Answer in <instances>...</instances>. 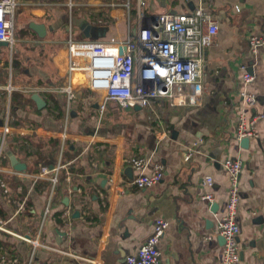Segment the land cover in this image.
Masks as SVG:
<instances>
[{"label":"crops","instance_id":"1","mask_svg":"<svg viewBox=\"0 0 264 264\" xmlns=\"http://www.w3.org/2000/svg\"><path fill=\"white\" fill-rule=\"evenodd\" d=\"M145 1V15L191 13L202 1L218 21L204 55L199 105L177 97L148 109L110 101L103 110L84 77L70 76L68 41L135 36L137 0H17L15 41L0 58L1 264H127L161 218L168 222L158 245L164 264H221L217 231L228 200L227 158L244 165L240 264H264V117L248 148L237 139L243 91L257 98L247 115H264V51L249 43L251 35L264 37V1ZM83 21L97 29L94 39L84 36ZM34 24L45 25L44 38ZM242 66L252 83H244ZM68 84L76 95L71 101L61 90ZM34 93L45 100L43 108ZM11 155L24 171L14 169ZM132 158L147 161V174L161 164V181L136 187ZM59 165L54 187L41 167ZM208 194L212 203L202 199ZM19 235L43 244L32 262L33 246Z\"/></svg>","mask_w":264,"mask_h":264},{"label":"built area","instance_id":"2","mask_svg":"<svg viewBox=\"0 0 264 264\" xmlns=\"http://www.w3.org/2000/svg\"><path fill=\"white\" fill-rule=\"evenodd\" d=\"M146 5L145 0H137V31L133 37L68 41L70 76L78 73L84 77L86 88L102 98L103 110L110 101L127 110L134 107L148 109L154 101L162 98L173 100L181 97L180 103L190 106L199 105L203 99L204 55L220 30L218 21L202 1L191 13L182 14L165 12L145 15ZM126 6L129 7V4ZM17 7V0H0V41L8 42L11 48L15 41ZM249 43L254 51H264V37L251 35ZM241 70L244 83H252L254 77L247 68L242 66ZM61 90L68 94L70 101L76 96L71 84ZM241 95L246 113L240 116L237 139L256 138L258 134L255 126L264 115L249 117L247 112L256 106L257 98L245 91ZM190 157L188 153L185 160ZM128 163L138 173L134 184L140 189L158 183L163 177L161 164H157L153 172L147 174L145 159L132 158ZM223 167L229 175L230 184L225 211L218 220L217 236L225 241L221 264H240L238 212L242 201L240 180L244 165L241 159L227 158ZM60 168V165L52 169L43 166L40 174L47 176L55 187ZM206 181L209 186L213 185L211 178ZM202 199L210 203L214 201L211 194L204 195ZM49 212L48 206L46 213ZM167 227V221L157 219L152 234L136 254L127 258V264H164L158 245ZM18 237L32 244V262L36 250L43 244L39 239ZM211 238L212 235L207 240Z\"/></svg>","mask_w":264,"mask_h":264},{"label":"water","instance_id":"3","mask_svg":"<svg viewBox=\"0 0 264 264\" xmlns=\"http://www.w3.org/2000/svg\"><path fill=\"white\" fill-rule=\"evenodd\" d=\"M80 27L84 33V36L87 39H94L95 38L96 35H94V33H96L97 29H95L93 27V25H91L88 21H83V23L81 24ZM30 28L32 30H34L40 38H44L47 34V28L45 27V25L34 24V25H31ZM91 34H93L94 37ZM10 47L11 46L8 42L0 41V58L3 55L4 51L6 49H9ZM121 52H122V50H121ZM31 98H32V100L35 101V103L37 104V106L39 108H43L46 105L45 100L37 93H34ZM136 109H139V107H136ZM249 143H250V138H243L240 140V146L242 148H248ZM10 157H11V161H12L14 169H16L17 171H24L25 170L24 164L19 163L18 160L13 155H11ZM52 168L53 167H51V169ZM128 171L132 172L131 169H129ZM212 211L217 212V205L216 204L212 205ZM221 241H222V243H225V241L222 237H221Z\"/></svg>","mask_w":264,"mask_h":264}]
</instances>
